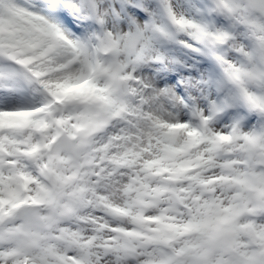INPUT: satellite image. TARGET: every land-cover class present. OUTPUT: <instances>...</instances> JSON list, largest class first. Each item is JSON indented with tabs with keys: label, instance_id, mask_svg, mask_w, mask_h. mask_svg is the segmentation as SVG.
I'll list each match as a JSON object with an SVG mask.
<instances>
[{
	"label": "snow or ice",
	"instance_id": "1",
	"mask_svg": "<svg viewBox=\"0 0 264 264\" xmlns=\"http://www.w3.org/2000/svg\"><path fill=\"white\" fill-rule=\"evenodd\" d=\"M0 264H264V0H0Z\"/></svg>",
	"mask_w": 264,
	"mask_h": 264
}]
</instances>
